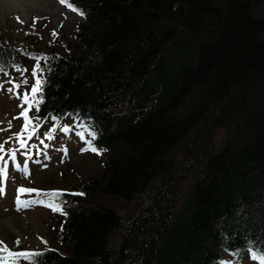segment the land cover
<instances>
[{
	"label": "trees",
	"instance_id": "16d2710c",
	"mask_svg": "<svg viewBox=\"0 0 264 264\" xmlns=\"http://www.w3.org/2000/svg\"><path fill=\"white\" fill-rule=\"evenodd\" d=\"M62 3L80 18L69 38L60 25L20 49L0 32V82L44 70L36 127L72 123L103 158L77 190L45 194L63 218L33 264H262L264 0ZM9 251L0 264H26Z\"/></svg>",
	"mask_w": 264,
	"mask_h": 264
},
{
	"label": "rangeland",
	"instance_id": "374dc122",
	"mask_svg": "<svg viewBox=\"0 0 264 264\" xmlns=\"http://www.w3.org/2000/svg\"><path fill=\"white\" fill-rule=\"evenodd\" d=\"M6 1L0 0V32L9 44L20 49L32 47L31 44L36 48L44 47V43L49 41L48 33L60 25L63 34L69 38L73 25L80 19L60 0ZM32 73L20 71V78L14 77L18 82H13L14 78L11 77L7 80L9 88L13 84L20 85L13 93L7 91L9 88L4 82V90H0V146L3 149L0 156H3L2 162H6L7 168L4 183L1 182L3 177H0V188H3V192H0V248L11 249L13 253L32 252L52 246L50 237H55L56 228L63 217L59 215V210L52 208L45 194L58 189L77 190L90 175L100 171L103 163V158L90 153L80 137L72 132V123L70 130L53 125H40L37 130L36 122L29 112V107L35 103L30 86L37 80V76L33 77ZM9 80L12 83H8ZM25 80L28 85L23 83ZM25 93L29 96L27 103ZM34 126L37 134L32 136L31 128ZM223 137L224 131L217 129L213 137L214 144H218ZM21 143L25 144L23 148L20 147ZM13 154L14 161L10 158ZM24 164L28 165L29 170L23 171ZM20 189L25 191L19 193ZM17 199L21 205L28 203V206L17 211ZM81 208L90 210L96 205L85 203ZM115 208L121 216L130 215V218L142 209L135 203H119ZM240 264L259 263L244 256Z\"/></svg>",
	"mask_w": 264,
	"mask_h": 264
},
{
	"label": "snow or ice",
	"instance_id": "6c2138e0",
	"mask_svg": "<svg viewBox=\"0 0 264 264\" xmlns=\"http://www.w3.org/2000/svg\"><path fill=\"white\" fill-rule=\"evenodd\" d=\"M60 2L62 3L63 0H60ZM53 35H56V33H53ZM30 58L31 59H34V60H39L38 57H30ZM16 67H17V70H19V71H26V70L20 69L18 65ZM38 71L40 72L41 75H43V71L44 70L41 68V66L39 65V63L33 69V73H32L33 77H36L37 76V72ZM7 74L8 73L6 72V66L2 62H0V75H7ZM8 83H12V81L9 80ZM23 83L25 85H28V81H26V80L23 81ZM19 87H20L19 84H13L12 88L7 89V91L9 93H13L14 90L15 89H18ZM30 87H31V93L33 94V97H34V95L38 91L41 90V87H42L41 80L40 79H37L35 81V84L31 85ZM0 90H4V84L2 82H0ZM24 99H25V102L27 103L28 100H29L28 93H25L24 94ZM26 111L27 110H25V120L27 122V119L28 118L26 116ZM38 111H39V109H37V112ZM34 118H36V117H34ZM30 138L31 137H29V139ZM20 147L23 148L24 147V144L21 143ZM0 151H3L2 146H0ZM92 151L93 152H97L98 150L96 148H93ZM10 158L14 161L15 160L14 154ZM2 161H3V156H0V177H3L5 175V172H6V162H2ZM18 191H19V193H23L25 190L24 189H20ZM0 192H3V188H0ZM74 195H79V194H74ZM16 205H17V211H20L23 207H27L28 206V203H25V204L21 205V202L19 201V199H17ZM65 215H66V213H65ZM16 243L18 245L19 244V241H17ZM5 250H7V249L0 248V251H5ZM259 255L261 257H264V249L260 250ZM9 256L10 257H13L14 256L15 258H23V259H25L26 264H33V258L38 257L39 256V253H34V252H15V253H13V252L9 251ZM262 264H264V262H262Z\"/></svg>",
	"mask_w": 264,
	"mask_h": 264
},
{
	"label": "bare ground",
	"instance_id": "6f19581e",
	"mask_svg": "<svg viewBox=\"0 0 264 264\" xmlns=\"http://www.w3.org/2000/svg\"><path fill=\"white\" fill-rule=\"evenodd\" d=\"M6 2H8V0H7ZM8 5H9V4H8ZM10 6H11V4H10Z\"/></svg>",
	"mask_w": 264,
	"mask_h": 264
}]
</instances>
